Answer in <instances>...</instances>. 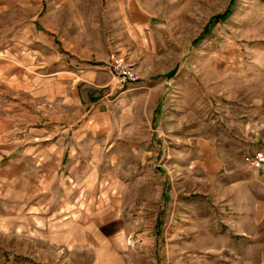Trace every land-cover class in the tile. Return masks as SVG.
<instances>
[{
	"label": "rangeland",
	"instance_id": "374dc122",
	"mask_svg": "<svg viewBox=\"0 0 264 264\" xmlns=\"http://www.w3.org/2000/svg\"><path fill=\"white\" fill-rule=\"evenodd\" d=\"M64 1L0 0V60L23 73L3 65L4 90L41 75L42 25H110L101 0ZM186 5L172 42L142 35L127 55L161 85L154 140L65 159L67 186H0V264H264V171L245 161L264 150V0ZM113 84L79 86L99 100Z\"/></svg>",
	"mask_w": 264,
	"mask_h": 264
},
{
	"label": "crops",
	"instance_id": "0c3cea01",
	"mask_svg": "<svg viewBox=\"0 0 264 264\" xmlns=\"http://www.w3.org/2000/svg\"><path fill=\"white\" fill-rule=\"evenodd\" d=\"M76 1L80 0L64 2ZM101 5L110 25H42L53 36L36 43L42 46V72L35 76L34 66L27 65L32 72L23 92L4 90L2 83L3 65H9L4 68L11 70L10 76L23 74L18 59L0 60V186H67L66 177L75 168L63 167L65 159L97 160L109 153L107 143L120 141L130 147L154 140L160 83L139 81L117 87L108 66L115 56L127 58L136 45L132 40L142 35L154 40L160 32L163 46L172 42L174 25H186V0H101ZM71 15L81 23L80 11ZM33 53L26 54L29 62ZM99 66L108 72L100 73ZM83 80L95 87L93 91L103 81L113 86L95 100L83 93L79 86ZM19 163H25L24 169L17 168ZM87 186H96L95 172Z\"/></svg>",
	"mask_w": 264,
	"mask_h": 264
},
{
	"label": "built area",
	"instance_id": "2783aa9c",
	"mask_svg": "<svg viewBox=\"0 0 264 264\" xmlns=\"http://www.w3.org/2000/svg\"><path fill=\"white\" fill-rule=\"evenodd\" d=\"M109 69L113 78L120 85L137 83L140 81V74L134 62L122 56H115L109 63ZM245 161L251 167L264 170V150H256L245 155Z\"/></svg>",
	"mask_w": 264,
	"mask_h": 264
}]
</instances>
